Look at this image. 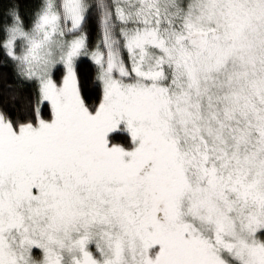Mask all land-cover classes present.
I'll list each match as a JSON object with an SVG mask.
<instances>
[{
	"label": "snow or ice",
	"instance_id": "1",
	"mask_svg": "<svg viewBox=\"0 0 264 264\" xmlns=\"http://www.w3.org/2000/svg\"><path fill=\"white\" fill-rule=\"evenodd\" d=\"M0 56V264H264V0L13 4Z\"/></svg>",
	"mask_w": 264,
	"mask_h": 264
},
{
	"label": "trees",
	"instance_id": "2",
	"mask_svg": "<svg viewBox=\"0 0 264 264\" xmlns=\"http://www.w3.org/2000/svg\"><path fill=\"white\" fill-rule=\"evenodd\" d=\"M36 0H0V19L5 17L7 10L12 7L13 4L19 5L21 15L25 18V22H28L32 10L35 7ZM89 45L93 46L96 40V29L93 25H89L88 29ZM3 57L0 56V105L4 106L8 111H13L11 105L15 104L16 108L21 107V100L24 96L29 95V90L21 89L17 87L11 67H5L3 65ZM78 75L81 78L82 83L88 84V94L90 102H95L98 93L93 91L95 81V68L92 63L85 61L83 64L78 65ZM19 94V99L13 100L12 96Z\"/></svg>",
	"mask_w": 264,
	"mask_h": 264
},
{
	"label": "rangeland",
	"instance_id": "3",
	"mask_svg": "<svg viewBox=\"0 0 264 264\" xmlns=\"http://www.w3.org/2000/svg\"><path fill=\"white\" fill-rule=\"evenodd\" d=\"M89 41V40H88ZM96 41H97V32H96V40H95V43H96ZM95 43H94V45H95ZM93 45V46H94ZM91 47V46H90ZM90 62V61H89ZM91 63V62H90ZM94 65V64H93ZM94 68H95V66H94ZM95 76H96V69H95Z\"/></svg>",
	"mask_w": 264,
	"mask_h": 264
}]
</instances>
